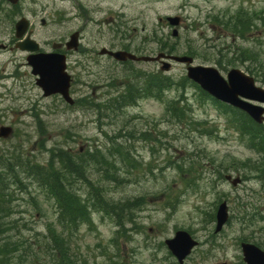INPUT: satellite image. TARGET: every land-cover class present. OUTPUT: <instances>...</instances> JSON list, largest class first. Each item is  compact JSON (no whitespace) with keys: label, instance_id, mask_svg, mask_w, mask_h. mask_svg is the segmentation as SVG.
Wrapping results in <instances>:
<instances>
[{"label":"rangeland","instance_id":"1","mask_svg":"<svg viewBox=\"0 0 264 264\" xmlns=\"http://www.w3.org/2000/svg\"><path fill=\"white\" fill-rule=\"evenodd\" d=\"M118 2L127 3L119 8L124 18L129 16L131 24L117 25L112 28L113 33L106 25L100 33L88 27L86 35L98 39V51L105 43H112L114 37L122 45L129 44L130 50L139 56L161 51L171 56L188 55L195 64L216 66L224 76L230 69L239 68L264 88V23L257 20L259 15L264 17V0ZM55 7L47 26L36 22L34 39L44 47L78 28L76 23L60 22L69 8L67 2L56 0ZM248 14L258 22V27L243 38V15ZM176 17L179 23L172 24L169 18ZM152 36L154 40L164 36L167 49L152 41ZM0 42L12 49L0 51V127L13 128L9 138L0 139L1 154L18 155L24 150L30 158L45 163L48 148L57 145L85 155L96 148L112 150L110 147L116 145V140L118 148L120 144L126 145L139 163L123 176L125 184L115 198H138L142 202L135 212L140 226L130 227L131 237L116 235L110 220L102 219L95 231L83 226L72 236L63 234L74 260L83 259L84 264H176V259L160 243L182 229L190 230L199 241L183 264H244L240 239L258 240L264 245V218L241 227L234 201L240 199L241 204L246 202L264 212V183L256 182L264 173V155L232 128L222 106L211 100L202 103L199 91L189 85L185 92L176 87L166 90L163 99L141 97L138 103H123L120 108L109 110L104 103L134 86L128 84L126 77L131 72L124 71L125 66L118 69L108 64L107 59L95 52L87 54L91 63L79 55L68 60L74 100L69 105L58 95H43L27 64V52L16 47L14 24L0 26ZM81 46L84 48L85 44ZM188 47L195 48L194 55L187 53ZM251 55L258 60L246 58ZM95 59H100L99 64H94ZM165 63L170 64V71L161 70ZM135 66L136 70L150 73L159 69L179 81L187 73L186 65L166 56L157 63L135 62ZM184 96L188 98L184 116L189 117L179 122L173 119L175 114L169 103ZM40 141L45 142V147ZM191 153H197L198 157L188 160ZM179 160L190 167L181 177L168 164ZM228 172L241 174L242 185L235 187L226 181L224 175ZM24 182L27 190L19 185L13 187L19 199L14 201L16 207L11 213H16L5 221L15 218L18 225L15 231L31 243L25 251L28 264H52L44 241L48 239L45 236L49 226L61 232L56 222V205L36 184ZM32 196L35 201H31ZM223 199L227 201L231 219L218 233L208 212H215ZM55 244L52 243L53 253ZM60 246L64 248L63 244ZM132 247L136 249L132 251Z\"/></svg>","mask_w":264,"mask_h":264},{"label":"trees","instance_id":"2","mask_svg":"<svg viewBox=\"0 0 264 264\" xmlns=\"http://www.w3.org/2000/svg\"><path fill=\"white\" fill-rule=\"evenodd\" d=\"M257 20L264 23L263 15H259ZM257 27L258 22H255L252 15L248 14L246 17L243 15V38H247L253 28ZM151 40L156 41L160 46L165 45L164 36L157 37L155 40L152 36ZM187 53L194 55L195 48L188 47ZM246 58L253 61L258 60L252 55ZM249 70L252 71V69ZM126 77L128 84L134 86H130L124 93H120L104 103L103 105H106L107 109L120 108L123 103L133 104L139 98L146 96L163 99L166 90L176 87L185 92L189 85L199 91V100L202 103L211 99L207 93L186 76H183L182 81H179L163 73L140 71L127 74ZM182 98L178 97L169 103V108L175 114L173 119L179 122L189 117L188 114L184 116L188 98L186 96ZM222 107L226 115L229 116L228 121L232 128H235L239 134L241 133L253 148L264 155V124L255 123L243 111L230 106ZM209 131H212V128H209ZM114 142L116 145L112 144L110 147L112 150L108 149L105 152L96 148L91 152L89 150L85 155L74 154L72 150L57 145L48 148L49 155L45 163L30 158L24 150L18 155L10 153L5 156L0 153V264H28L25 251L29 249L31 243H28L27 238L20 235L21 232L15 231L18 227L15 218L5 221L8 216L16 213H11L12 209L15 211L14 201L19 199L15 197L13 187L19 185L22 189L27 190L24 181L36 184V188L56 205V222L61 227V232L58 233L54 227L49 226L48 234L45 236L48 239L44 241L47 248L45 251L49 254L52 264L85 263L83 259L74 260L62 236L66 235L65 232L67 231L70 236L74 235L75 230L82 223L90 224L96 212L111 214L110 218L115 221L119 228H122L118 232L121 235H124L129 229L126 226L128 223L131 226L134 224L135 229L140 226L135 220V212L140 209L139 206L142 205V202L138 198H124V196L115 198L118 189L125 184L123 176L131 173V170L135 169L139 163L134 161V156L131 151H128L126 145L120 144L118 148L116 140ZM44 143L40 141L42 147H45ZM197 157V153H191L187 159L192 161ZM168 164L174 166V171L180 177L190 171V167L186 166L187 163L180 160L168 161ZM214 171H217V167L214 168ZM32 199L31 201H35L36 198L32 196ZM234 201L238 206V223L241 227L243 224L259 221L258 212H255L252 206H248L246 202L241 204L240 199ZM167 203L170 204L171 202L168 201ZM208 215L211 222L214 221L215 212H208ZM8 231L10 232L8 233ZM240 240H247V238ZM52 243H56L54 253L59 254L60 257L54 255ZM59 243L63 244L64 248ZM17 256L19 257L16 260Z\"/></svg>","mask_w":264,"mask_h":264},{"label":"water","instance_id":"3","mask_svg":"<svg viewBox=\"0 0 264 264\" xmlns=\"http://www.w3.org/2000/svg\"><path fill=\"white\" fill-rule=\"evenodd\" d=\"M15 2V0H11ZM172 24H178L179 18H169ZM27 29V21L20 20L16 24V35L22 37ZM176 35V34H175ZM70 47L77 45L76 34L72 35ZM20 49L34 51L37 43L27 38L23 43L17 45ZM116 59L125 60L127 57L134 60L151 61L159 59L161 56L169 57L172 60L186 64L187 76L197 82L200 87L212 95L215 99L228 103L248 113L256 122L264 121V88L257 86L253 77L233 68L227 73L225 78L218 69L213 66L195 65L191 56H171L164 53L156 57L144 56L136 57L134 54L117 51L110 52ZM28 63L32 66V73L39 75L37 84L43 89L44 95L48 96L60 93L63 98L73 103L69 93L70 75L65 71V56L61 54H35L27 57ZM169 63L163 65V69H168ZM250 101H257L260 104H253ZM12 129L9 126L0 127V137H7ZM240 182L237 177L233 183ZM228 220V207L226 202H222L216 213V231L221 230ZM170 252L177 258L179 264L184 263V259L191 253L198 241L185 230H179L175 236L166 240ZM243 258L247 264H264V251L251 243L241 244Z\"/></svg>","mask_w":264,"mask_h":264},{"label":"flooded vegetation","instance_id":"4","mask_svg":"<svg viewBox=\"0 0 264 264\" xmlns=\"http://www.w3.org/2000/svg\"><path fill=\"white\" fill-rule=\"evenodd\" d=\"M60 1L67 2L69 6V8L65 9V17L60 22L69 21L70 23H76L78 25V28L71 31L64 39L58 38L48 47L41 46V44L39 43V51L61 52L65 54L67 59V67L68 60L73 56L79 55L80 58H85L86 61L87 54L89 52H95L98 57L107 59V63L110 65H114V67L116 68H118L119 65L124 66L125 64L130 63L129 60L119 62L104 50H129V44L123 43L122 45L117 41V38H114L112 36V43H105L101 47L100 51H98L97 49L99 43L96 44L98 39H90V37H87V35H89L87 34L88 27H91L92 29L100 33L99 30L102 31V26L106 25L109 32L111 31L113 33L112 28L117 27V25H130L131 21L129 20V16L124 18V14L121 13V10L119 8L127 6V3L123 2L122 4H119L118 0ZM55 3L56 0H17L16 3H11L9 0H0V26H7L9 24H14L15 26L16 22L19 19H27L29 25L27 29V35H30L32 38H34L36 35L35 32L37 30L36 22H39L42 27L47 26L49 24L51 15L54 16L52 12L56 8ZM74 32L78 33V46L76 49L67 47V40ZM81 44H85V47H80ZM9 50L12 49L7 44H3L0 42V51L7 52ZM85 61L83 62V64L85 63ZM98 61L100 62V59H95L94 64H99ZM87 63L91 62L87 60Z\"/></svg>","mask_w":264,"mask_h":264},{"label":"bare ground","instance_id":"5","mask_svg":"<svg viewBox=\"0 0 264 264\" xmlns=\"http://www.w3.org/2000/svg\"><path fill=\"white\" fill-rule=\"evenodd\" d=\"M66 4V3H65Z\"/></svg>","mask_w":264,"mask_h":264}]
</instances>
